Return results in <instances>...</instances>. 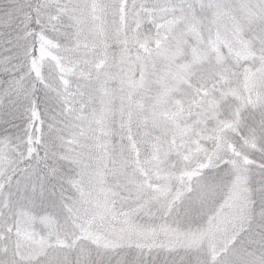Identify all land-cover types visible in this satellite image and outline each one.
I'll return each mask as SVG.
<instances>
[{
	"label": "snow or ice",
	"instance_id": "1",
	"mask_svg": "<svg viewBox=\"0 0 264 264\" xmlns=\"http://www.w3.org/2000/svg\"><path fill=\"white\" fill-rule=\"evenodd\" d=\"M0 264H264V0H0Z\"/></svg>",
	"mask_w": 264,
	"mask_h": 264
}]
</instances>
